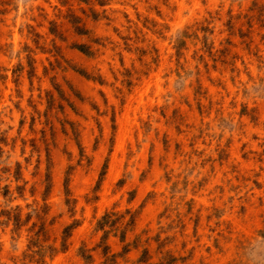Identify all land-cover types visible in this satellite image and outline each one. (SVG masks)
Wrapping results in <instances>:
<instances>
[{"label":"rangeland","instance_id":"1","mask_svg":"<svg viewBox=\"0 0 264 264\" xmlns=\"http://www.w3.org/2000/svg\"><path fill=\"white\" fill-rule=\"evenodd\" d=\"M0 264H264V0H0Z\"/></svg>","mask_w":264,"mask_h":264}]
</instances>
